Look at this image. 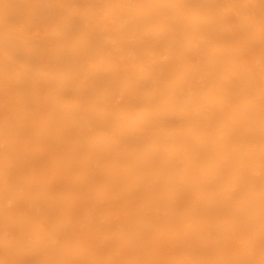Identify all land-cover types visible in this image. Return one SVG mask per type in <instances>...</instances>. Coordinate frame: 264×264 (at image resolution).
Returning a JSON list of instances; mask_svg holds the SVG:
<instances>
[{"label": "bare ground", "instance_id": "obj_1", "mask_svg": "<svg viewBox=\"0 0 264 264\" xmlns=\"http://www.w3.org/2000/svg\"><path fill=\"white\" fill-rule=\"evenodd\" d=\"M0 264H264V0H0Z\"/></svg>", "mask_w": 264, "mask_h": 264}]
</instances>
